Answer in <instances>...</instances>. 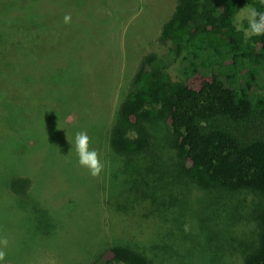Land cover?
<instances>
[{"label":"rangeland","instance_id":"obj_1","mask_svg":"<svg viewBox=\"0 0 264 264\" xmlns=\"http://www.w3.org/2000/svg\"><path fill=\"white\" fill-rule=\"evenodd\" d=\"M3 2L2 35L43 34L54 57H48L44 41H32L36 44L21 47L20 53L31 52L33 62L27 66L18 59L14 64L19 66L15 76L29 75L26 83L18 78L0 84V101H6L7 93L13 104L0 108V237L9 241L0 264H91L115 244L143 251L153 264H242V254L256 244L254 211L260 196L203 192L175 174L165 123L152 126V151L128 163L111 151L109 131L120 90L131 86L141 60L151 52L168 64L175 80L192 77V61L203 75L215 73L228 86L243 87L251 67L241 65L230 83L228 75L236 68L205 66L211 54L204 53L203 60L187 53L175 58L159 36L176 0ZM250 10L246 6L237 16L239 29H247ZM35 12L38 20L32 17ZM66 14L71 15L67 24ZM255 92L264 97V66ZM257 112L238 131L264 132V111ZM77 131H86L90 148L99 153L104 168L97 177L78 162ZM17 176L32 181L25 194L16 195L9 187ZM128 191L143 194L147 208L156 203V214L142 221Z\"/></svg>","mask_w":264,"mask_h":264},{"label":"trees","instance_id":"obj_2","mask_svg":"<svg viewBox=\"0 0 264 264\" xmlns=\"http://www.w3.org/2000/svg\"><path fill=\"white\" fill-rule=\"evenodd\" d=\"M5 3L0 0V4ZM246 6L264 12V0H176L159 36V42L177 59L187 53L193 59L203 60V54L208 53L213 59L205 66L236 68L233 75H228L230 83L237 80L241 65L250 66L246 86H228L215 73L203 75L192 61L188 70L192 77L187 74L185 79L175 80L168 64L151 52L141 60L131 86L120 90L121 102L109 131V143L111 151L123 162L136 161L152 151L156 141L152 131L165 123L175 152V174L194 182L203 192L223 193L227 197L242 191L259 195L261 204L254 211L258 225L256 244L252 251L242 254V264H264V132L256 129L247 134L237 128L255 118L258 110L264 111V97L255 92L259 68L264 66V35H249L238 28L237 16ZM32 17L38 20L36 12ZM1 31L2 27L0 68L4 74H0V84L18 78L23 84L29 78L27 74L15 76L19 71V66H14L18 59L27 66L34 59L29 51L28 55L21 54V47L44 41L48 57H54L43 34L30 32L6 39ZM7 89H12V83L5 93ZM6 95V101H0L3 111L5 105L13 106L8 101L11 94ZM31 184L30 178L17 176L11 178L9 187L14 194L21 195ZM128 192L131 207L138 210L142 221L156 214V203L147 208L143 194ZM136 249L115 244L91 264H153L143 251Z\"/></svg>","mask_w":264,"mask_h":264},{"label":"clouds","instance_id":"obj_3","mask_svg":"<svg viewBox=\"0 0 264 264\" xmlns=\"http://www.w3.org/2000/svg\"><path fill=\"white\" fill-rule=\"evenodd\" d=\"M64 23L71 22V15L64 16ZM248 27L246 32L252 35H264V12H257L255 9L250 10L247 17ZM91 138L86 131H77L75 133V150L78 155V162L80 166L88 169L89 174L97 177L103 171L104 165L101 163L99 153L96 149L90 148ZM9 241L7 237H0V262L5 261Z\"/></svg>","mask_w":264,"mask_h":264}]
</instances>
